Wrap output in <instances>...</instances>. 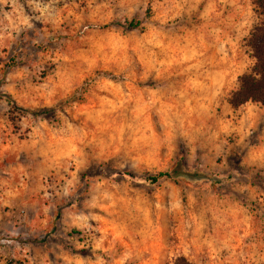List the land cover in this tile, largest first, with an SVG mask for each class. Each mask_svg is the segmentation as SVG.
I'll return each instance as SVG.
<instances>
[{"label": "rangeland", "instance_id": "1", "mask_svg": "<svg viewBox=\"0 0 264 264\" xmlns=\"http://www.w3.org/2000/svg\"><path fill=\"white\" fill-rule=\"evenodd\" d=\"M205 1L0 0V264H264V110L197 84Z\"/></svg>", "mask_w": 264, "mask_h": 264}, {"label": "crops", "instance_id": "2", "mask_svg": "<svg viewBox=\"0 0 264 264\" xmlns=\"http://www.w3.org/2000/svg\"><path fill=\"white\" fill-rule=\"evenodd\" d=\"M205 2L209 21L207 24L197 25L196 44L199 46V51L193 56L196 63L192 68L195 69L198 85L209 86L211 91L216 93L229 92L234 79L239 80V77L245 74L242 69L245 60L240 55H236L235 50L240 42L247 38L251 24L254 23L250 12L254 4L251 0H206ZM211 9L212 11L208 12ZM225 10L228 14L223 16ZM256 15L259 20L257 13ZM262 108L264 110V107ZM32 173L38 175V172H31L30 175ZM33 179L36 181L35 178ZM257 184L256 181L246 182L250 187H256Z\"/></svg>", "mask_w": 264, "mask_h": 264}, {"label": "trees", "instance_id": "3", "mask_svg": "<svg viewBox=\"0 0 264 264\" xmlns=\"http://www.w3.org/2000/svg\"><path fill=\"white\" fill-rule=\"evenodd\" d=\"M253 4L261 19L248 39V46L255 62L250 72L239 77V86L228 97V103L233 109H238L248 102L264 107V0H253ZM129 26L133 27V24L130 23ZM179 175L192 176L191 172L183 171L178 165L170 172H161L147 179L157 183L164 177L176 178Z\"/></svg>", "mask_w": 264, "mask_h": 264}]
</instances>
